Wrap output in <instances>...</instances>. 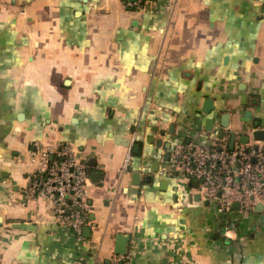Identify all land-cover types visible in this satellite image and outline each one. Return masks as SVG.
I'll return each instance as SVG.
<instances>
[{"label": "crops", "instance_id": "crops-1", "mask_svg": "<svg viewBox=\"0 0 264 264\" xmlns=\"http://www.w3.org/2000/svg\"><path fill=\"white\" fill-rule=\"evenodd\" d=\"M257 130L264 0H0V264H108L118 249L130 264H264V207L240 230L168 172L176 146L264 142ZM59 141L90 173L82 241L25 197L33 154Z\"/></svg>", "mask_w": 264, "mask_h": 264}, {"label": "built area", "instance_id": "built-area-1", "mask_svg": "<svg viewBox=\"0 0 264 264\" xmlns=\"http://www.w3.org/2000/svg\"><path fill=\"white\" fill-rule=\"evenodd\" d=\"M123 1L129 9L138 10L149 1L157 0ZM33 157L35 165L25 190L27 201L49 202L59 226L70 230L77 240H84L85 228L92 225L93 211L89 196L90 173L85 159L70 141L40 146ZM130 160L129 153L123 170ZM169 171L181 172L198 181L199 192L215 215L230 216L235 212L240 230L252 219L259 204L264 207V142L253 141L233 148L225 144L207 147L198 143L176 146ZM230 226L226 227V235L230 233ZM130 259L131 253L113 252L109 264H130ZM94 264L105 262L96 258Z\"/></svg>", "mask_w": 264, "mask_h": 264}, {"label": "water", "instance_id": "water-1", "mask_svg": "<svg viewBox=\"0 0 264 264\" xmlns=\"http://www.w3.org/2000/svg\"><path fill=\"white\" fill-rule=\"evenodd\" d=\"M212 104V102H211V100H206V102H205V111H207V112H209L210 110V108H212L211 105ZM227 115L228 114H226V115H224L223 116V125L224 126H227V124H228V122H227ZM254 135H255V137H256V139H259V140H264V131L263 130H257L256 132H254L253 133ZM261 134H263V136H259V135H261ZM235 136H236V134L234 133L233 134V136H232V140H231V144H230V148H233V145H234V142H235ZM246 137V141L245 142H248V137L247 136H245ZM169 156H170V154H168ZM177 173H181V172H177ZM197 183H198V181H197ZM199 184V183H198ZM235 208H239V205L238 204H236L235 205ZM257 209H263V205L262 204H259L257 207H256ZM15 227L16 228H35V226L34 225H32V224H26V223H18V224H15ZM90 229L89 228H86V231H89ZM120 239H122L123 241H124V243L126 242V240H128L129 238H128V236H123V235H121L120 236ZM126 251H124V249H121V250H115V253H117V254H124ZM108 264H109V261L107 262Z\"/></svg>", "mask_w": 264, "mask_h": 264}]
</instances>
